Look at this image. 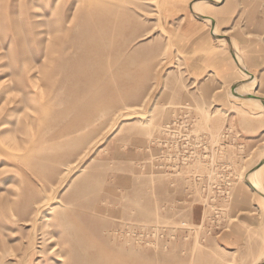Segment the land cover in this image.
<instances>
[{"label":"rangeland","instance_id":"1","mask_svg":"<svg viewBox=\"0 0 264 264\" xmlns=\"http://www.w3.org/2000/svg\"><path fill=\"white\" fill-rule=\"evenodd\" d=\"M261 101L264 0H0V264H264Z\"/></svg>","mask_w":264,"mask_h":264},{"label":"crops","instance_id":"2","mask_svg":"<svg viewBox=\"0 0 264 264\" xmlns=\"http://www.w3.org/2000/svg\"><path fill=\"white\" fill-rule=\"evenodd\" d=\"M192 12L195 14L193 10ZM193 23L194 22L185 23L186 25L185 26L181 25L180 28L181 30L183 29L185 34L186 32L190 33L193 29H195V26L193 25ZM194 32L195 30L191 32L190 35L193 34ZM191 39L199 40L197 38H191ZM189 43H191L192 45L195 44V42L193 41ZM192 51L193 50L189 49V52L187 53V59H188L187 62L189 64L191 61H193L191 60L193 59V54H194V52ZM223 59L224 57L221 59V66L219 68V76H221L222 78L221 81L223 83H226L232 86L233 83L236 81L239 74L237 71L234 70L232 64L230 63L228 59L227 61H224V62H223ZM204 69L206 68L199 65L195 69V72L200 75V73L203 72ZM237 94H238V97L245 98V96L242 94H239V92ZM249 94H247V96ZM262 105H263V110H264V102H262ZM245 129L247 131H251V129H248L247 127H245ZM252 220H253V223L248 224L247 226H249L252 229V231L257 230V234L253 233L248 241H247L248 235H250L252 232L251 229L248 231L249 228H247V230L245 231L244 226L240 224H235L232 226L231 230L228 232L207 237L205 240V243L197 249V252L195 254V259H197L199 262L203 261L206 264H215L219 259L218 255L221 253V249H222L221 246L225 248H234V249L236 246H241L243 249H245L247 247L246 245H249L252 251L249 252L250 256H248V258L258 253L263 248V245L262 246L260 245V241H261L260 238L259 240L257 238V236H261L260 225L257 223L259 221V218H257V216H254Z\"/></svg>","mask_w":264,"mask_h":264},{"label":"bare ground","instance_id":"3","mask_svg":"<svg viewBox=\"0 0 264 264\" xmlns=\"http://www.w3.org/2000/svg\"><path fill=\"white\" fill-rule=\"evenodd\" d=\"M214 1V0H213ZM217 2V1H216ZM197 2L194 3L193 1V4H192V8L195 9V6H196ZM197 14V12H195ZM208 21H210V19H208ZM251 178L253 179V177L251 176ZM248 184H250L251 186H254L255 187V184L253 183V181H251V179L248 180Z\"/></svg>","mask_w":264,"mask_h":264}]
</instances>
